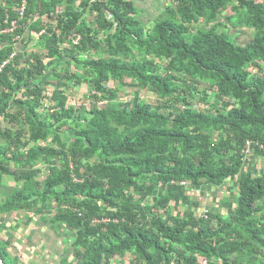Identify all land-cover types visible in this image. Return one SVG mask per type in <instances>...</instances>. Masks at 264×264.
<instances>
[{
    "label": "trees",
    "instance_id": "1",
    "mask_svg": "<svg viewBox=\"0 0 264 264\" xmlns=\"http://www.w3.org/2000/svg\"><path fill=\"white\" fill-rule=\"evenodd\" d=\"M25 1L19 19L0 0V29L17 21L0 32L2 261L26 264L16 228L46 223L60 264H264V0H166L148 20L133 0ZM228 180L226 214L191 200Z\"/></svg>",
    "mask_w": 264,
    "mask_h": 264
},
{
    "label": "rangeland",
    "instance_id": "2",
    "mask_svg": "<svg viewBox=\"0 0 264 264\" xmlns=\"http://www.w3.org/2000/svg\"><path fill=\"white\" fill-rule=\"evenodd\" d=\"M141 1L142 0H139L140 4H142ZM143 1H145L144 7L146 8V11L142 15H140V18L143 20H146V18L150 19V18L154 17L158 11V7L161 8L164 3L166 4V0H164V1L158 0V3H156V4L153 0H143ZM144 16L146 18H143ZM218 20L225 24V27L223 29L226 30L227 32H229V33L234 32L233 35H235V36L237 35V33H239L240 34L239 39H238L239 41H244L248 38V33L242 32L241 28L235 23V21L233 19L231 21H227L223 16H220ZM219 27L222 28V26H219ZM221 28H220V30H222ZM30 44H32V43H30ZM17 47H18V50H21L22 46H21V44H19L18 46H16V49H17ZM115 86H116V84H115ZM115 86L113 85V87H115ZM87 89H88L87 84H83L82 86L77 87L76 90H74V92L72 93L70 101L73 104H75L76 106H80L81 103H87L88 104V102H87L88 90ZM135 91H137V92L139 91V97L140 98L147 100L148 102H151V103H157L158 99L156 98V95L150 94L147 91H145L144 89H139V87L138 88L137 87H132V88L125 87L124 89L121 88L119 90L120 99L125 100V101L131 100ZM70 92H72V91H70ZM196 101L197 100L194 101L195 104H196ZM214 101H216V100H214ZM216 103H217V101H216ZM197 106L202 109V108H206L208 105L201 103L199 105L197 104ZM256 161L258 164V168H261L264 170V158L258 157ZM8 183L10 185H12V182L9 180V177H3L0 175V189H3L5 191H9L10 190L9 188H11V187L6 186V184H8ZM230 188L232 190H230ZM233 190L235 192L237 189L233 188L232 181L228 180L225 182L224 186L209 189L206 191L205 194H202L200 190H193V191H191V192L189 191V192L192 194L191 200L198 198L199 201L201 202L200 210H204V211L209 210V211H213L215 213L221 212L223 214H226V208H225L224 204L226 203L227 200H229L231 198L230 192ZM189 205H190L189 206L190 208H193L191 206L192 204H189ZM179 210L183 211V207L179 206ZM30 228H31V226L25 227V229H26L25 233L28 232V230H31ZM58 231L61 232L60 230H58ZM62 235L66 237V234L64 232L62 233ZM20 247H21V245H20ZM11 250L13 252H16L15 248L14 249L11 248ZM62 256H64V253ZM126 258H129V257L126 256L123 259H126ZM114 264H120V261L117 259V260H115Z\"/></svg>",
    "mask_w": 264,
    "mask_h": 264
},
{
    "label": "crops",
    "instance_id": "3",
    "mask_svg": "<svg viewBox=\"0 0 264 264\" xmlns=\"http://www.w3.org/2000/svg\"><path fill=\"white\" fill-rule=\"evenodd\" d=\"M133 1L137 7L143 10L141 13L142 15L146 11V8L144 7L145 1L142 0V4L139 3V0ZM153 1L155 4L158 3V0ZM164 6L165 3L161 8L158 7V11L155 16L164 9ZM143 18L146 17L144 16ZM146 20L148 19L146 18ZM20 214L21 213L10 214V220L12 221V218H16ZM20 217L22 216L20 215ZM35 225L36 224L34 223H30L28 226H31V230H28L26 233L25 227L27 226L21 225L20 227L16 228L17 232H15V237L21 240L22 244L19 243L15 249L23 250L24 254L27 256L26 264H60L62 255L69 245L68 241L66 240L67 236L65 237L62 235L63 231L61 233L52 230L51 227L46 223H41L38 226Z\"/></svg>",
    "mask_w": 264,
    "mask_h": 264
},
{
    "label": "built area",
    "instance_id": "4",
    "mask_svg": "<svg viewBox=\"0 0 264 264\" xmlns=\"http://www.w3.org/2000/svg\"><path fill=\"white\" fill-rule=\"evenodd\" d=\"M25 10H26V1L25 0H22L19 8H18V14H19V19L22 18L24 15H25ZM60 11V10H59ZM17 26V21L16 20H12L11 23H10V27L8 28H2L0 29V32L1 33H5V32H12L15 27ZM20 39V36L17 35L15 37V40H19ZM79 39H80V35L79 34H75V36L72 38V42L73 44H77L79 42ZM19 43H17L18 45ZM16 45V46H17ZM17 53V50L15 49V51L10 55V58H13V56ZM9 60H7L6 62H8ZM243 154L245 156L248 157V155L250 154V150H249V147L245 148L242 150ZM105 221V220H104ZM202 264H207V262L205 260H202Z\"/></svg>",
    "mask_w": 264,
    "mask_h": 264
},
{
    "label": "water",
    "instance_id": "5",
    "mask_svg": "<svg viewBox=\"0 0 264 264\" xmlns=\"http://www.w3.org/2000/svg\"><path fill=\"white\" fill-rule=\"evenodd\" d=\"M0 264H5L3 261H2V259L0 258Z\"/></svg>",
    "mask_w": 264,
    "mask_h": 264
}]
</instances>
